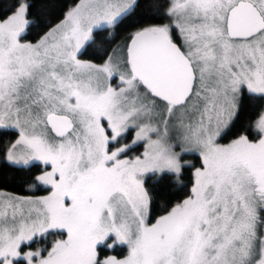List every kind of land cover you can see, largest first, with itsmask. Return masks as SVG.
Returning a JSON list of instances; mask_svg holds the SVG:
<instances>
[{"label":"snow or ice","instance_id":"6c2138e0","mask_svg":"<svg viewBox=\"0 0 264 264\" xmlns=\"http://www.w3.org/2000/svg\"><path fill=\"white\" fill-rule=\"evenodd\" d=\"M33 7H0V168L30 174L0 264H264V0Z\"/></svg>","mask_w":264,"mask_h":264},{"label":"trees","instance_id":"16d2710c","mask_svg":"<svg viewBox=\"0 0 264 264\" xmlns=\"http://www.w3.org/2000/svg\"><path fill=\"white\" fill-rule=\"evenodd\" d=\"M11 0H0V7L6 6L9 4ZM73 0H32L34 7L32 12L37 16L41 12H45L48 14L47 18H55L62 14L63 10L67 5L71 4ZM143 9H141V13ZM55 14V15H52ZM38 35V31L36 28L32 29V35L29 39H35ZM107 38V34H104L98 37V43H102L104 39ZM253 117L254 113H248L246 118ZM8 140L7 137L0 138V145L6 143ZM30 179V174L26 171H14L10 169L0 168V188L16 193V194H24L27 191V181ZM169 199L175 200V197H168ZM160 209H157L159 212Z\"/></svg>","mask_w":264,"mask_h":264}]
</instances>
